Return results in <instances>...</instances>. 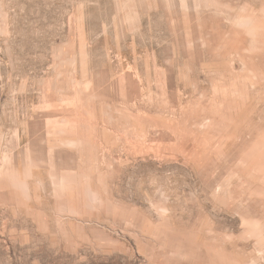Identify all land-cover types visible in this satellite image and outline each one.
Returning <instances> with one entry per match:
<instances>
[{
	"label": "rangeland",
	"instance_id": "374dc122",
	"mask_svg": "<svg viewBox=\"0 0 264 264\" xmlns=\"http://www.w3.org/2000/svg\"><path fill=\"white\" fill-rule=\"evenodd\" d=\"M0 264H264V0H0Z\"/></svg>",
	"mask_w": 264,
	"mask_h": 264
},
{
	"label": "clouds",
	"instance_id": "9594fccd",
	"mask_svg": "<svg viewBox=\"0 0 264 264\" xmlns=\"http://www.w3.org/2000/svg\"><path fill=\"white\" fill-rule=\"evenodd\" d=\"M14 179V182H15V185L18 189H20L21 191L24 192V194H27L26 192V185L25 183L23 182V178H13ZM93 197H92V194H89V200H92Z\"/></svg>",
	"mask_w": 264,
	"mask_h": 264
}]
</instances>
